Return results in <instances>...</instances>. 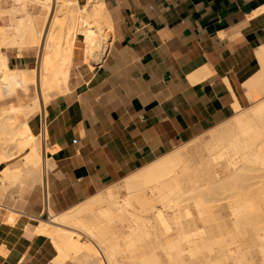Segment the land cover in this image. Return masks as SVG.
<instances>
[{"label": "crops", "instance_id": "obj_1", "mask_svg": "<svg viewBox=\"0 0 264 264\" xmlns=\"http://www.w3.org/2000/svg\"><path fill=\"white\" fill-rule=\"evenodd\" d=\"M102 2L107 53L92 64L75 42L69 90L29 120L42 135L41 179L24 171L23 188L5 190L0 181V264H58L51 239L36 233L49 211L65 212L264 98V0ZM13 165L0 166V180Z\"/></svg>", "mask_w": 264, "mask_h": 264}, {"label": "bare ground", "instance_id": "obj_2", "mask_svg": "<svg viewBox=\"0 0 264 264\" xmlns=\"http://www.w3.org/2000/svg\"><path fill=\"white\" fill-rule=\"evenodd\" d=\"M70 1L74 13L62 43H55L50 32L43 41L39 85L45 101L52 93L69 90L77 38L82 39L85 57L92 64L99 63L108 51L96 50L104 39L101 24L111 28L102 0H86L82 6ZM41 2L49 12L51 0ZM34 20L19 19L22 28H18L24 42L39 45L43 33ZM23 41L16 42L23 47ZM13 45L17 47L15 41ZM2 56L0 99H9L17 88L27 93L34 82L29 75L32 71L10 69L7 56ZM28 111L24 113L29 115ZM7 116L1 118L0 128L8 121L14 124ZM11 130L10 136L21 137V150L29 149L24 164L28 172L36 174L41 160L29 124L23 122L17 131ZM195 151L170 152L128 175L122 183L123 198L109 187L76 208L55 215L49 211V220H40L36 233L51 238L58 264L68 259L101 262L94 247L79 241V234L75 238L74 232L62 229L64 224L95 240L108 264H126L119 259L125 252L130 254V264H264V102L235 117ZM194 154H198L196 161ZM10 156L4 153L2 159ZM10 169L1 173V182H16L17 172ZM132 198L140 202V210L134 208Z\"/></svg>", "mask_w": 264, "mask_h": 264}, {"label": "rangeland", "instance_id": "obj_3", "mask_svg": "<svg viewBox=\"0 0 264 264\" xmlns=\"http://www.w3.org/2000/svg\"><path fill=\"white\" fill-rule=\"evenodd\" d=\"M39 1H40V3H39ZM56 1H58V0H51V2H50L51 3V9L48 12V11H46L45 7L42 6L43 3L41 2V0H24V1H22V0H18V1L17 0H0V41L3 42L2 44H0L1 45L0 46V58H1V55H3V56L6 55L7 57L6 56L5 57L7 59L8 66L10 68H13V69H20V70L25 69L26 71L34 69L32 71V72H34V74L31 72L34 77L31 75V73L29 74L32 81L34 79V82H33V85L29 87V91H27V93L23 92L21 90V88H17L15 91L16 94L13 95L12 97H10L9 99H5V100L0 99V121H1V118L3 120L6 117V115H9L11 117V119H14L13 120V122L15 121L14 124L15 123L17 124V125H14L12 123L13 125H11V123L8 121L7 123L2 125L3 126L2 128H0V149H1L0 151H2V152H0V160H3L2 157H3L4 153L11 155L9 158L4 159L3 160L4 163L2 162L1 165L7 164L8 162L12 163L14 161H18V164H19V165L10 166L11 171L17 172L16 178H15L16 182L14 181L15 183L12 182V184L6 183L5 185H3V182H2L1 186L2 187L5 186V187H3L4 190L7 189L8 187L14 186L15 184H18V183L23 188V186H24L23 181L27 180V179H31V176H29L26 173V172H28V170L24 164V158L27 155V152L29 151V149L28 150L27 149L21 150V148H22V145L20 143L21 137L20 136L18 137V135H16L17 137L14 138V137L10 136L9 131H12L11 129H13V131H14V129L17 131V129H19L20 126L22 125V122H27L29 124V120L32 117H34L37 114H40L42 105H47V103L49 102V100L51 98H53L57 95H60V94H56V93L53 94L52 93L53 96H51L52 95L51 94L50 97L47 98V100L45 101L43 93L41 91V87L39 85V83H40L39 82V67H40L39 65H40V61H41V56L43 54V50H42L43 49V47H42L43 41H44L46 35L50 32V33H52V35L55 38V40H54L55 43H58V44L62 43V38L64 37V35L66 34V32L68 31L69 26H70L69 23H70V16L72 15L71 13H74V12H72V9H71L73 7V2H71L70 0H68V1L67 0H59L62 2V3L59 2V4L56 3ZM85 1L86 0H76V4L79 6H82L85 4ZM71 4H72V6H70ZM58 7L61 8V11H59ZM70 10H71V12H70ZM28 17L32 18L33 20L35 19L34 22L35 21L37 22V23L35 22L36 25H38V28L41 29L40 31H42V33H43L41 36L39 45L35 44L32 41L24 42L22 37L20 36L19 28L20 29L22 28V24L19 25V19L20 20L22 19L24 22V21H26V19ZM101 20L103 21L105 19L103 17H101L100 22H102ZM104 23H106V21H104ZM101 25H102L101 29H102V27H104V29L101 30L102 37L104 36L103 37L104 39L101 40L96 45V50H98V51L107 49L110 46L109 39H110L111 28L108 26L107 23L104 25L102 23ZM4 31H5V33H3ZM1 35H3V36H1ZM1 39H3V40H1ZM12 40L15 41V45H17V47L13 45L14 41H12ZM16 41H20V43H21V41H23V43H22L23 47H20V45H18V42H16ZM77 41L82 42V39L77 38L75 40V42H77ZM10 45H12L14 48H12ZM3 56H2V58H3ZM63 93H65V92H63ZM63 93H61V94H63ZM42 97H43V99H42ZM260 102H264V98L261 99L260 101L256 102V103H254L250 107L240 110L235 116H233L232 118L223 122L219 126L213 128L209 131L203 132V133L195 136L191 140H188L186 142H181L179 145H177L170 152L182 151V150H189L192 152H196L195 150L199 149L200 146H203V145L209 143L213 133L215 134L218 130L223 128L225 125H227L229 122H231L235 117L239 116L240 114L242 115L246 112L251 111L253 109V107L255 105L259 104ZM34 104H36V106L38 105L37 106L38 108ZM33 106L35 107V109L33 108ZM29 109H32V110H30V113L28 111ZM26 111H28L29 115L26 114L27 113ZM24 112H26V113H24ZM9 116H7V117H9ZM0 126H1V123H0ZM29 127H30V124H29ZM6 128L7 129L11 128V129L10 130L8 129L7 132H5ZM2 131L5 132V134H3ZM31 131H32V129H31ZM31 133L33 135L32 143H34V145L38 148L39 154H40V145L42 142V135L34 134L33 132H31ZM7 135H9L10 137ZM37 135H39V136H37ZM45 137H46V134H45V130H44L43 138H45ZM170 152H167L165 154H162L160 156H157V157L151 159L148 163L144 164L140 168H137L132 173H135L136 171L140 170L144 166L148 165L150 162H153V161L157 160L158 158H160L161 156L166 155ZM197 155H195L194 159L196 157L198 159ZM197 159H195V161ZM221 159L222 158H218V160H221ZM40 160L41 161L39 163L41 166L39 165L40 167L38 168V171L36 173V174H38L39 179H41V176H42L41 174L44 173V170H43L44 167L42 164L43 162H42L41 154H40ZM191 163L193 164L194 162H191ZM8 167L9 166L5 167L1 171V173L5 169H8ZM24 171H26V172H24ZM124 179L119 180L118 182L104 188L103 190L97 192L94 195H97L99 193L100 194L104 193L106 191V189L110 187L111 189H115V191L117 192V194H116L117 197H119V198L125 197L126 191L124 190L123 184H122ZM94 195L88 197L87 199L93 197ZM86 200H84V201H86ZM131 202L133 203V206L135 209L140 210L139 209L140 205H141V204H139L140 202L136 201L135 198H132ZM157 206H160V205L157 203ZM76 207H77V205L72 207V208H76ZM72 208H70V209H72ZM51 214L55 215L53 213H51ZM43 220H49V218L45 217ZM39 223H40V221H39ZM60 227L62 229L67 230L68 233L74 232L75 234L73 233L72 235L75 238L77 237L76 234H79L78 240L81 241L82 243H85V244L88 243L89 245L94 247V249L98 253L99 258L101 259V262H99V263L94 262L95 259H93V260L91 259L88 262L87 261L82 262L80 260L77 261L74 259L73 260L68 259V260H66L60 264H63V263H68V264H82V263L83 264H108L107 262H105V257H104L102 247L95 240L90 239L84 233L82 234V232H79L78 230H76L71 225L64 224V226H60ZM54 229H57V228H54ZM62 231H64V230H62ZM52 244H53V242H52ZM55 250H56V248H55ZM119 259L122 262H125L126 264H130L132 261L130 254L127 252L121 254L119 256ZM56 262H57V260H56ZM85 262H87V263H85Z\"/></svg>", "mask_w": 264, "mask_h": 264}]
</instances>
